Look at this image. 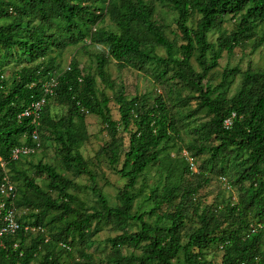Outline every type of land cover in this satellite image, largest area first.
Returning <instances> with one entry per match:
<instances>
[{
    "label": "trees",
    "instance_id": "obj_1",
    "mask_svg": "<svg viewBox=\"0 0 264 264\" xmlns=\"http://www.w3.org/2000/svg\"><path fill=\"white\" fill-rule=\"evenodd\" d=\"M156 4L171 12L173 29ZM246 43L252 52L264 45V0H0V162L14 190L0 202L12 205L19 226L0 236V264H264V69L225 67L218 83L207 82L222 53ZM74 46L102 49L93 72L75 60L57 67L52 54ZM112 63L167 87L165 97H128L110 79ZM10 65L18 69L7 79ZM50 79L56 86L39 113L38 148L51 144L57 159L11 161L13 148L35 146L29 119L18 115ZM49 102L64 113L51 114ZM200 113L205 120L196 123ZM86 115L99 119L107 137L95 159L123 180L113 204L79 151ZM180 128L191 136L183 150L205 155L196 173L176 147ZM152 168L159 172L148 183ZM211 177L232 188L235 201L219 194L201 206L194 196ZM104 230L115 235L95 261L87 251Z\"/></svg>",
    "mask_w": 264,
    "mask_h": 264
},
{
    "label": "rangeland",
    "instance_id": "obj_2",
    "mask_svg": "<svg viewBox=\"0 0 264 264\" xmlns=\"http://www.w3.org/2000/svg\"><path fill=\"white\" fill-rule=\"evenodd\" d=\"M154 10L158 14L157 16L164 21L165 23L170 25V29H173V23H172V14L170 11L167 10V8H160L157 4L154 5ZM232 23L229 21H226L224 23V27L229 29L230 25ZM259 29H261V26L257 30V34L259 35ZM216 34L209 35V41L213 42L215 40ZM100 50H102L100 47L96 46H87L80 48V46H74L65 48L64 50L60 51L59 53H53L52 55L55 56V63L59 69H65L70 60H75L79 68L82 69V71L85 73L87 71L93 72L94 64H93V54L98 53ZM159 55H162V51H157ZM192 62V61H191ZM193 63V62H192ZM194 64V63H193ZM232 68L237 67L241 72L244 71L247 67L250 69H258L262 70L264 69V45L257 48L255 51H251V45L250 43H246L244 47L236 48L233 50V54L230 56H226L225 53H222L221 58L218 60V67L213 70L209 74V79L207 82L211 83V85H215L218 83L219 80V73L223 68ZM11 68L18 69L16 66H9L7 69L8 71L4 72L5 77L8 79L9 71ZM110 79L114 81L115 84H119L123 87L125 94L130 97L133 94H142L147 93L150 96L160 94V95H166L167 87L164 86L163 88H158L157 85H155L149 76L145 75L142 72H136L131 69H123V70H117L116 66L112 63L107 67ZM171 83H174V81H169L168 85L171 86ZM97 89H101L102 86L99 84V81L96 79ZM239 84V77H237L234 81L233 86L231 87L230 93L234 91V89L237 88V85ZM110 94V93H108ZM194 103H190V107H193ZM110 114L113 120H117V113L115 106L110 103L108 105ZM49 109L51 114L53 115H61L64 113V108L59 106L58 104L54 102H49ZM197 121H204L205 117L203 115L198 114L197 115ZM84 127L85 132L87 134V141L80 147L79 151L81 156L86 159L89 163V167L92 169V171L95 174L96 178V184L98 187L102 189L104 194L106 195L108 201L113 204L115 202V195L117 191L121 188L123 185V180L118 178L111 170H109L104 164L102 163V158L95 159V153L100 148L103 142L106 141V133L102 130L101 124L99 122V119L95 116L86 115L84 117ZM179 137L180 141L176 142V147H179L183 150V145L188 144L191 141V136L188 133L187 129L180 128L179 130ZM120 135L123 137V135L120 133ZM173 151V150H172ZM170 152V157L177 156L176 153ZM186 153V151L184 152ZM182 152L180 153L181 156ZM184 155V154H183ZM189 155V156H188ZM186 156L193 159V171L194 173L197 172L199 165L201 164L202 159L205 157V155H200L197 157H192L190 154L186 153ZM57 159V156L55 155L52 145L49 143H45L43 148H39L36 152L30 155V157L26 160L30 161L31 163L35 162H42V163H54V161ZM26 163V162H25ZM25 168L27 169L28 174L31 176L32 170L27 166L26 164ZM56 171H59V168H56ZM157 168H152L149 170L148 173V183L153 181V179L156 177L158 173ZM191 172V171H190ZM213 176V175H212ZM188 181L194 182L193 177H188ZM227 179V178H226ZM230 179V178H229ZM75 181L78 184H83L86 182L85 176H80L79 178H76ZM36 183L39 184V180L36 179ZM223 195L224 197L231 196L232 201H235L236 193L235 191L231 189H226L224 185H221L218 183L217 179L214 177H211V181L204 186H201L197 193L195 194L194 198L197 199V201L200 203L201 206L209 205L213 202H217L219 199H217V195ZM79 195L81 197H84L86 200H91L92 198L90 196H87L86 191L79 192ZM89 198V199H88ZM115 235L114 232H110L109 230H104L101 233H99L94 238V243L92 246L88 249V253L92 255V258L96 261L98 258L102 257L107 251L109 250V247L107 243H105V238L107 237H113ZM264 250V245H263ZM215 262H218V258H215Z\"/></svg>",
    "mask_w": 264,
    "mask_h": 264
},
{
    "label": "built area",
    "instance_id": "obj_3",
    "mask_svg": "<svg viewBox=\"0 0 264 264\" xmlns=\"http://www.w3.org/2000/svg\"><path fill=\"white\" fill-rule=\"evenodd\" d=\"M56 86V80L50 79L45 84L42 85V95L39 99L32 101L26 106L23 111L18 115V118H28L30 125L33 127L30 133V140L34 143V147H26V146H18L11 150L10 152V160L16 161L20 158H27L34 152H36L38 148V134H37V126H38V117L42 106L45 103L46 96L53 95V89ZM233 118V114L222 122V126L224 128L230 127L231 119ZM0 167L3 172L2 183L0 184V194L3 195L5 198L9 197L12 199L13 195V187L8 182V172L6 171L2 162H0ZM190 168L192 169L193 166L190 163ZM19 228L16 220H15V211L12 205L8 206V203L0 202V236L2 235H11L14 234ZM251 231L253 232L254 229L252 228Z\"/></svg>",
    "mask_w": 264,
    "mask_h": 264
}]
</instances>
